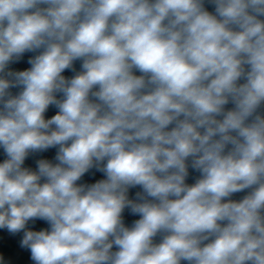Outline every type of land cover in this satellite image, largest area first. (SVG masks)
<instances>
[{
    "label": "clouds",
    "instance_id": "obj_1",
    "mask_svg": "<svg viewBox=\"0 0 264 264\" xmlns=\"http://www.w3.org/2000/svg\"><path fill=\"white\" fill-rule=\"evenodd\" d=\"M0 264H264V0H0Z\"/></svg>",
    "mask_w": 264,
    "mask_h": 264
}]
</instances>
